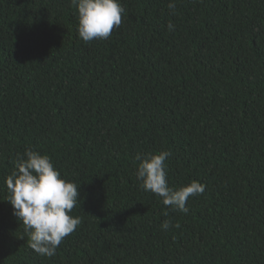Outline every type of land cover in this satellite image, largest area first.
<instances>
[{
	"label": "trees",
	"instance_id": "obj_1",
	"mask_svg": "<svg viewBox=\"0 0 264 264\" xmlns=\"http://www.w3.org/2000/svg\"><path fill=\"white\" fill-rule=\"evenodd\" d=\"M119 2L84 42L71 0H0V264H264V0ZM29 147L78 186L50 258L5 201ZM160 151L170 187L205 186L187 214L139 187Z\"/></svg>",
	"mask_w": 264,
	"mask_h": 264
},
{
	"label": "clouds",
	"instance_id": "obj_2",
	"mask_svg": "<svg viewBox=\"0 0 264 264\" xmlns=\"http://www.w3.org/2000/svg\"><path fill=\"white\" fill-rule=\"evenodd\" d=\"M71 4L76 10L78 36L84 42L109 38L125 14L119 0H71ZM167 7L174 12L176 5L170 2ZM167 29L174 31V25L169 23ZM169 155L168 151L137 154L134 174L143 191L156 195L167 208L187 214L188 199L203 194L205 186L193 181L179 188L170 187L165 164ZM4 183L5 201L24 226L29 247L38 255L54 256L62 240L81 223L80 217L69 214L80 202L77 184L61 178L50 157L30 147L17 153ZM170 227L173 225L168 220L161 224L163 230Z\"/></svg>",
	"mask_w": 264,
	"mask_h": 264
}]
</instances>
